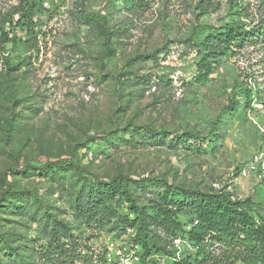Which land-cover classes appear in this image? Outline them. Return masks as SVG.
<instances>
[{"label": "rangeland", "instance_id": "obj_1", "mask_svg": "<svg viewBox=\"0 0 264 264\" xmlns=\"http://www.w3.org/2000/svg\"><path fill=\"white\" fill-rule=\"evenodd\" d=\"M237 2L242 10L234 0H144L133 9L124 0H44L28 36L9 23L17 19L18 0H0V204H22L10 193H35L50 206L47 214L70 222L81 250L105 253L106 264H138L130 232L117 237L79 228L65 202L49 194L38 168L72 160L102 181L159 178L263 205L264 47L230 53L215 64L209 82L198 84L188 43L199 26L218 28L234 19L253 26L264 18V0ZM80 9L98 18L108 43L79 17ZM2 34L20 40L4 44ZM132 127L157 131L166 143L120 146L105 155L85 147L97 139L106 146L103 136L115 132L129 139ZM183 133L194 146L217 145L206 152L175 149L169 141ZM62 176L65 186L77 179L73 172ZM0 237L10 249L0 241V264H26V256L45 244L25 216L0 213ZM112 242L122 261L109 250Z\"/></svg>", "mask_w": 264, "mask_h": 264}, {"label": "trees", "instance_id": "obj_2", "mask_svg": "<svg viewBox=\"0 0 264 264\" xmlns=\"http://www.w3.org/2000/svg\"><path fill=\"white\" fill-rule=\"evenodd\" d=\"M43 1L18 0L14 12L17 19L9 21L14 30L25 31L31 36L36 19L42 16ZM124 3L133 9L144 5V0H124ZM234 5L237 10L243 9L237 0ZM79 11V17L108 43L110 39L98 18ZM239 20H231L218 28L199 26L193 29L188 43L197 60L194 82H209L215 64L230 53L264 47V18L253 26H246ZM2 36L4 44L20 40L16 34L12 38L6 34ZM245 92L246 89L241 96L244 107L249 103ZM239 104L231 102L230 106L238 107ZM132 131L129 139L123 131L115 132L111 139L103 136L106 146H100L101 140L97 139L85 147L92 155H105L120 146L166 143V137L157 131L144 127H132ZM187 135L189 133L173 134L175 139L169 144L175 149L178 146L196 148L197 152L212 150L217 145L213 142L204 148L197 147L189 143ZM193 138L198 139L197 136ZM38 171L50 186L49 194L65 202L79 228L106 230L117 237L130 232L131 243L138 248V264H159L158 258H166L167 264H264V204L251 198L238 199L228 192L190 189L159 178L131 180L116 176L102 181L72 160L50 162ZM67 172L77 176L70 186H65L62 176ZM9 196L22 204L6 199L0 204V213L30 219L38 226L45 242L40 250L26 256V264H106L105 253L95 256L84 253L72 234L70 222L47 214L50 206L35 193H10ZM0 241L2 248L10 252L4 237H0ZM175 242L179 243L178 247Z\"/></svg>", "mask_w": 264, "mask_h": 264}, {"label": "built area", "instance_id": "obj_3", "mask_svg": "<svg viewBox=\"0 0 264 264\" xmlns=\"http://www.w3.org/2000/svg\"><path fill=\"white\" fill-rule=\"evenodd\" d=\"M249 169L251 170V169H253V167L251 166ZM245 174H246V172L244 171L243 175H245ZM135 248H136V250H135V252L132 253V256H133V260L135 262H137L139 260V257L137 255L138 254V248L137 247H135ZM109 250L114 251L116 256L122 261L121 251L117 249V247L115 246V244L113 242L109 244Z\"/></svg>", "mask_w": 264, "mask_h": 264}]
</instances>
